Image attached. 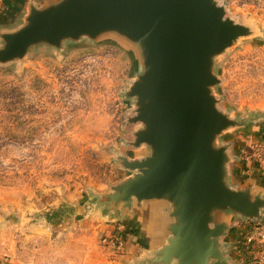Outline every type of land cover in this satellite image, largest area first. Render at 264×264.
<instances>
[{"label": "rangeland", "instance_id": "374dc122", "mask_svg": "<svg viewBox=\"0 0 264 264\" xmlns=\"http://www.w3.org/2000/svg\"><path fill=\"white\" fill-rule=\"evenodd\" d=\"M210 4L222 9L223 21L243 28L210 58L216 81L208 88L231 122L215 147L226 151L230 181H260L264 0ZM145 69L140 45L117 31L41 41L0 60V233L26 230L61 206L72 211L78 200L102 207L121 194L136 172L127 162L140 151L137 133L145 128L134 120L139 97L131 94Z\"/></svg>", "mask_w": 264, "mask_h": 264}, {"label": "water", "instance_id": "95a60500", "mask_svg": "<svg viewBox=\"0 0 264 264\" xmlns=\"http://www.w3.org/2000/svg\"><path fill=\"white\" fill-rule=\"evenodd\" d=\"M29 24L6 35L0 60L23 56L41 41L57 45L62 39L117 31L138 43L145 72L131 90L139 97L135 121L145 123L136 144L154 147L153 156L127 163L142 173L119 187L122 196L177 197L184 238L176 254L187 264L201 255L218 256L213 237L223 226H209L213 207H235L253 216L260 201L229 189L224 181L226 154L215 149V136L231 122L215 106L208 86L211 56L243 31L222 20V9L210 0H66L43 11L34 10ZM218 261L215 264H220Z\"/></svg>", "mask_w": 264, "mask_h": 264}, {"label": "crops", "instance_id": "0c3cea01", "mask_svg": "<svg viewBox=\"0 0 264 264\" xmlns=\"http://www.w3.org/2000/svg\"><path fill=\"white\" fill-rule=\"evenodd\" d=\"M64 1L0 0V41L4 43L0 50L6 47V35L17 33L29 24L34 10L43 11ZM215 140L213 147L220 149L215 147ZM139 145L140 151L129 163L153 156L155 150L151 144ZM226 161L227 154L225 185L233 191L247 193L251 203H261L253 216L231 206L211 208L209 226L220 225L223 229L213 237L218 256L201 255L202 264L218 261L249 264L264 257V178L230 181ZM127 166L136 170L133 178L142 173L141 168ZM177 201V197L165 194L152 198L119 194L111 196L102 207H96L93 200L72 203V211L61 206L58 213L44 217L41 223H34L26 230L16 229L11 236L0 233V264H182L183 257L174 249V243L177 247L185 245L184 238L174 231L181 224ZM252 235L255 239L248 243L246 239ZM117 236L122 239L120 249L111 243ZM187 264L198 262L194 257Z\"/></svg>", "mask_w": 264, "mask_h": 264}, {"label": "built area", "instance_id": "2783aa9c", "mask_svg": "<svg viewBox=\"0 0 264 264\" xmlns=\"http://www.w3.org/2000/svg\"><path fill=\"white\" fill-rule=\"evenodd\" d=\"M258 236H260V234L258 235ZM257 236V237H258ZM254 236L252 235V236H249V237H247V239H246V241L248 242V243H251V242H253L254 241ZM111 243L113 244V246H114V248L115 249H120V246H121V244H122V239L119 237V236H117V237H114L112 240H111ZM249 264H264V257H262V258H255V259H253Z\"/></svg>", "mask_w": 264, "mask_h": 264}]
</instances>
